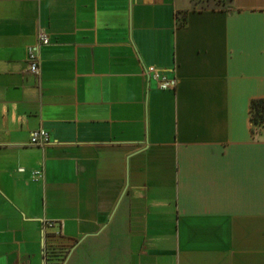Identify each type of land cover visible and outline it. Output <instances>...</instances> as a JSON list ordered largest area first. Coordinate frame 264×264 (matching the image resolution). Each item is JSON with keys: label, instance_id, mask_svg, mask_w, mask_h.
Segmentation results:
<instances>
[{"label": "crops", "instance_id": "0c3cea01", "mask_svg": "<svg viewBox=\"0 0 264 264\" xmlns=\"http://www.w3.org/2000/svg\"><path fill=\"white\" fill-rule=\"evenodd\" d=\"M259 99L264 0H0V264H264Z\"/></svg>", "mask_w": 264, "mask_h": 264}, {"label": "built area", "instance_id": "2783aa9c", "mask_svg": "<svg viewBox=\"0 0 264 264\" xmlns=\"http://www.w3.org/2000/svg\"><path fill=\"white\" fill-rule=\"evenodd\" d=\"M49 41L47 36L40 32L38 35V44L37 46L30 47L28 49V62H29V71L32 74L39 75L40 68H39V54L38 49L41 46L48 45ZM174 74L172 78H168L167 76L161 74L160 70L154 67L146 68L144 75L148 77V79H153L159 88L161 89H171L174 90L178 85V80L175 76V69L172 70ZM30 142L32 145L45 147L49 143V134L43 129L35 130L31 133ZM39 177L41 176L38 173Z\"/></svg>", "mask_w": 264, "mask_h": 264}, {"label": "trees", "instance_id": "16d2710c", "mask_svg": "<svg viewBox=\"0 0 264 264\" xmlns=\"http://www.w3.org/2000/svg\"><path fill=\"white\" fill-rule=\"evenodd\" d=\"M250 116L254 133H256V130L259 128H264V99L253 100L251 102Z\"/></svg>", "mask_w": 264, "mask_h": 264}, {"label": "rangeland", "instance_id": "374dc122", "mask_svg": "<svg viewBox=\"0 0 264 264\" xmlns=\"http://www.w3.org/2000/svg\"><path fill=\"white\" fill-rule=\"evenodd\" d=\"M223 2H225V0H218V5L222 6ZM209 6L213 7V4L203 5L202 8L209 7Z\"/></svg>", "mask_w": 264, "mask_h": 264}]
</instances>
